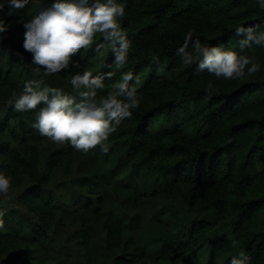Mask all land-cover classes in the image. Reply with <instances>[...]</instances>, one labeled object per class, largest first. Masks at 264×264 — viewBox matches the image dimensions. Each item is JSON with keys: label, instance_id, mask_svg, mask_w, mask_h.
<instances>
[{"label": "trees", "instance_id": "1", "mask_svg": "<svg viewBox=\"0 0 264 264\" xmlns=\"http://www.w3.org/2000/svg\"><path fill=\"white\" fill-rule=\"evenodd\" d=\"M33 1L18 10L9 6V0H0V19L12 23L28 16ZM253 1L117 0L125 5L119 23L131 41L127 63L115 65L110 45L98 33L90 49L73 57L79 67H70L59 77L46 75L33 64L23 44L13 42L6 49L2 46L6 37L0 38V172L29 177L30 187L18 198L36 217L21 215L13 227L0 229V264L63 263V255L56 253L65 254L67 248L50 238L56 219L42 192L48 187L49 170L65 157L67 166H76L78 186L87 189L85 195L76 189L66 203L79 220L76 234L85 258L81 264L92 263V238L100 240L103 230L98 253L113 264H135V246L155 264L177 259L181 264H230L241 250L251 264H264V72L233 83L239 79H217L207 70L197 71L195 64H183L176 54L189 31L203 45L240 53L236 27L258 25L257 31H264V10ZM97 43H104L99 53L94 51ZM260 48L240 54L259 63ZM157 63L164 73H147L138 84L141 103L109 136L107 153L101 146L85 154L69 143L41 145L43 136L32 125L34 112L44 105L17 112L9 104L28 81H42L43 86L76 96L71 78L89 70L93 75L113 73L99 92L106 95L124 73L136 76L146 65ZM209 82L214 85L211 96ZM179 109L184 112L177 115ZM17 144L24 145L22 153ZM43 157L45 171L40 168ZM99 184L101 191L105 184L130 190L131 207L140 209L136 217L112 201L116 217L102 218L101 197L91 198ZM194 209L206 216H185ZM220 216L227 218L221 227L231 234L215 224ZM140 218L147 224L136 236H125L124 226L133 228ZM182 254L189 257L184 261Z\"/></svg>", "mask_w": 264, "mask_h": 264}, {"label": "clouds", "instance_id": "2", "mask_svg": "<svg viewBox=\"0 0 264 264\" xmlns=\"http://www.w3.org/2000/svg\"><path fill=\"white\" fill-rule=\"evenodd\" d=\"M264 10V0H258ZM29 0H9V6L23 9ZM3 5H0V9ZM125 15V5L117 0H53L46 8L24 23L23 48L32 54V63L45 70L46 75L62 72L70 67H79L72 57L81 49L88 50L93 45L96 34H101L104 43L110 45L114 63L120 67L127 63L131 41L119 23ZM0 19V33L7 30ZM255 26H238L235 35L240 37V53L253 46L264 47V31ZM189 31L183 45L177 49V55L185 65H196L197 71L207 70L217 79H241L260 70V64L253 57L238 53L232 48L207 46L192 39ZM104 43H97L94 51L99 53ZM189 45L192 51L189 52ZM153 61L157 58L153 57ZM113 73L93 75L91 71L77 72L71 78V85L77 95H69L54 87H42V81L25 82L19 94L13 93L9 104L17 112L39 109L36 121L32 125L42 136L57 144L69 143L77 151L88 153L101 146L108 152L105 142L125 119H130L132 110L139 107L141 98L136 85L139 78L131 71L124 73L106 95H99L105 87L103 81L110 79ZM135 79V84H131ZM83 89V91H81ZM214 85L209 82L208 95L211 96ZM78 97V98H77ZM12 186V177L0 172V194L7 196ZM6 208H0V229L5 227ZM235 243V242H233ZM230 264H251V258L241 250L233 256Z\"/></svg>", "mask_w": 264, "mask_h": 264}, {"label": "rangeland", "instance_id": "3", "mask_svg": "<svg viewBox=\"0 0 264 264\" xmlns=\"http://www.w3.org/2000/svg\"><path fill=\"white\" fill-rule=\"evenodd\" d=\"M259 3L258 0L253 1V3ZM53 3V0H34L31 6V9L29 10V15L28 16H22L19 20L14 21L12 23L6 22L5 20L4 23L7 27V30L3 33H0V38L1 37H6L3 40V45L6 47H12L13 42H16L18 44H23L24 41V32L25 29L23 27L24 23H26L28 20H30L34 15L37 14V12L41 8H46L49 7ZM11 35V36H10ZM8 38V40H7ZM9 49V48H6ZM5 49V50H6ZM18 50L16 47L14 48ZM13 49V50H14ZM12 50V52H13ZM261 52V57L260 61L258 64H260V70L257 71L259 73L264 72V47H261L259 49ZM79 54L73 56L77 57ZM15 57V53H14ZM72 57V60L74 58ZM15 59V58H13ZM13 59H8V61H11ZM97 62H94L91 65L90 69H93L92 65H96ZM42 70L44 68L41 67ZM90 71V70H89ZM63 72V71H62ZM255 72V73H257ZM152 74V76H160L164 73L162 69V64L157 63L155 65L151 66H145L141 70H139V73L134 76L139 78V83L141 84L144 79L145 75ZM57 77L61 75V72L54 74ZM252 76H255L254 74L251 75H245L243 78L233 82L236 83L240 80H245L248 79ZM142 78V81H140ZM34 80V79H33ZM133 84H135V79L133 80ZM44 87L43 85H41ZM138 85H136L137 87ZM42 106H40L41 108ZM39 108V109H40ZM39 110L36 109L34 112V123L36 121V115L38 114ZM184 112V109H179V111L176 113L177 115L181 114ZM39 143L41 145H49L50 147H53L57 143H54L51 141L49 138L43 136L39 140ZM17 149L22 153V148L24 145L17 144ZM66 157L63 160H60L58 163H55L52 168L49 170V180L47 184V189L44 190L43 195L45 198L50 200L51 206H53L54 210V215H55V223L52 226L49 235L50 238H53L56 242L60 243L62 247H66L67 249L64 250L66 251L65 254H59L56 253V256L63 255V263L62 264H81L83 261H85V258L83 257V246L81 244V239L77 236L76 231L79 228V220H77L76 215L74 213V209H72L70 206H67L66 203L68 200H70V197L73 196V193L76 189H78L82 195L86 194L87 189L86 188H81L78 186V172L76 170L75 164L73 166H67V161ZM42 170H46L47 165H46V158L43 157L42 159V164L40 167ZM6 174V172H4ZM93 173V172H92ZM7 175V174H6ZM12 177V176H11ZM30 179L27 175L24 174H17V176L12 177V186L9 190V194L7 196H4L3 194H0V208H6L7 215L4 217L5 219V227L6 229H9L10 227H13L16 223L17 217H21V215H26L29 218H32L33 220L36 219L33 213L29 212L26 207L20 202L19 200V195L22 194V192L25 189H28L30 187ZM100 184L98 185V192L93 195V200L96 201V199H99L100 197V206H102V218H107V217H116V213L112 211V206L111 202H119L122 207L126 210V213H128L131 217H136L135 213L139 212L140 209L137 206L134 208L131 207L130 204H134L133 199H132V192L130 190H126L124 188L120 187H115V186H109L105 184L102 188V191L100 190ZM248 192V191H247ZM88 194V193H87ZM245 194V193H244ZM136 204V203H135ZM17 213L16 216L13 214ZM195 216L196 218L199 217H205V213L203 211L194 209V211L189 212V214H185V216L190 217ZM143 218V217H142ZM142 218L138 220V224L135 227H125L124 226V235L129 236L137 235V230L140 227H143L147 224ZM227 221V218L225 216H220L218 217L217 221L215 222L216 225H219L221 228V231H225L227 234H231L228 230V228L221 227L225 222ZM22 229L25 227H21ZM24 231L22 230V233ZM100 235V240L98 238H92V245L94 248L93 256H92V263L91 264H113V261L108 258L105 254L103 253H98V244L97 242H101L104 238V230L102 231ZM179 243L177 241L176 245ZM132 251L136 253V262L135 264H155V261L152 259L150 260L149 258L146 257L142 253V251L139 249L138 246H135L132 248ZM203 258H205L204 253L201 254ZM200 255L197 258H202ZM61 257V256H60ZM189 257L186 254L181 255L182 260H186ZM202 258V259H203ZM192 260H194L192 258ZM57 262V261H56ZM173 264H181L180 262L177 261L173 262Z\"/></svg>", "mask_w": 264, "mask_h": 264}]
</instances>
